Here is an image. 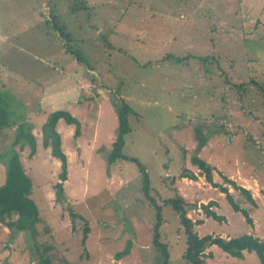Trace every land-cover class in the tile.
<instances>
[{"label":"rangeland","instance_id":"obj_1","mask_svg":"<svg viewBox=\"0 0 264 264\" xmlns=\"http://www.w3.org/2000/svg\"><path fill=\"white\" fill-rule=\"evenodd\" d=\"M53 18L104 85L91 98L79 85L97 78L64 52ZM206 56L216 61L199 59ZM221 73L245 92L231 89ZM114 99L129 108L130 131L123 136L126 158L111 163ZM0 106L15 126L32 127L36 153L28 158L24 142L22 152L14 150L41 219L33 240L0 226V264H37L36 247L47 245L55 264H156L155 232L168 264H186L178 216L164 204L177 195L188 204L187 217L202 222L194 226L199 237L264 240V0H0ZM54 111L68 112L80 126L78 137L73 125L56 126L68 163L60 200L59 161L41 144V127ZM13 138L14 129L0 138L2 157ZM192 156L207 161L218 187ZM131 158L148 174L147 196ZM184 169L196 180L182 181ZM5 178L0 161V187ZM227 180L249 191L254 204ZM200 203L223 220L208 217ZM204 253L206 264H260L252 252L237 259L210 246Z\"/></svg>","mask_w":264,"mask_h":264},{"label":"trees","instance_id":"obj_2","mask_svg":"<svg viewBox=\"0 0 264 264\" xmlns=\"http://www.w3.org/2000/svg\"><path fill=\"white\" fill-rule=\"evenodd\" d=\"M55 19V21L53 20ZM50 19L53 29L58 33L61 40H63L64 52L71 56L77 64H82L90 68L89 61L83 56L81 52H78L70 46L72 42L71 37L63 32L64 27L60 26L57 22V18ZM208 58L211 61H216L214 56L200 57L202 61H207ZM165 59H176L182 60L179 57L167 56ZM217 63V62H216ZM225 83L235 92L243 91L245 92V86L243 84H232L224 73H221ZM119 102L114 99L111 101L112 107L117 117L118 128L116 138L112 143L111 153L108 156L109 162H114L118 158H126L121 155V150L124 145L123 136L130 131L127 124V115L129 113V108L124 104V102ZM59 120H63L67 125H73L74 137H78L80 133V126L78 121L72 117L68 112L65 111H54L50 113L46 121L41 127V139L42 147L44 149L50 148V154L53 158L59 161L60 172L58 174V183L54 185L55 197L60 200L63 194V183L67 180V157L61 149V139L56 131V126ZM9 129H14V138L11 145L6 150V155L2 157L0 155L1 164L5 168V182L0 187V224L3 228L15 232H28L32 240L35 236V225L41 221L38 216L37 206L33 200L29 198L32 189V183L29 177L25 174L23 167L19 161V154L14 150L16 145H19V150L23 151V142L26 143L30 149L28 158H31L36 153V140L32 134V127L25 125L11 123L8 119L6 113L2 110L0 106V138H3L5 132ZM138 168L139 173L142 178V191L144 195L147 196L149 191V177L145 168L139 164L135 159H130ZM191 164L198 168L204 175L207 183L213 184L212 180V167L200 159L198 156L191 157ZM179 178H187L189 180H196V176L187 170H183L178 175ZM231 186L239 190L246 199L254 204L249 191L236 186L233 181L227 180ZM214 187L216 184H213ZM220 192L224 194V197L232 210L234 212H240L246 222L251 224L249 215L246 210L241 209L233 200L230 192L223 187H220ZM165 205H170L173 211L177 214L179 219L180 229L185 236V250L183 252V259L186 264H206L205 260L202 258V254L205 249L210 246H217L224 253L237 259L243 258L244 252L254 253L260 264H264V240L259 239L251 234H243L234 238H221L219 236L206 235L199 237L194 231V226L199 225L201 221H192L187 217L188 204L185 200L177 195L172 199L164 202ZM70 216L73 218L76 215L70 212ZM217 221H222L220 216L212 213L207 215ZM15 217L13 220L12 218ZM159 217V216H158ZM86 227L84 233H86ZM153 244L157 252L156 264H168L169 254L167 246L161 243L158 239L157 232L153 235ZM43 247V246H42ZM36 247V259L37 264H55L49 253L51 252L52 246ZM129 253L128 247L123 251L116 253L115 257L118 261L121 257L126 256ZM212 256L209 254V258ZM62 264H66V260L62 259Z\"/></svg>","mask_w":264,"mask_h":264},{"label":"crops","instance_id":"obj_3","mask_svg":"<svg viewBox=\"0 0 264 264\" xmlns=\"http://www.w3.org/2000/svg\"><path fill=\"white\" fill-rule=\"evenodd\" d=\"M93 71L94 70H92V69H87V72L88 73H92L94 76H96V78L97 79H99L98 77H97V75H96V73H93ZM97 79H92L91 81H92V85L90 86V87H86L84 84H80L79 85V89L81 90V91H87V93L86 94H91V96H89V98H91L93 95H96V93L100 90V89H103V87H104V85L102 84V81L99 79L98 81H97ZM97 85L96 87H94V85ZM81 85L84 87V88H81ZM94 87V88H93ZM90 88V89H89ZM99 89V90H98ZM109 89V88H108ZM108 89H106V90H108ZM85 95V94H84ZM100 107V105L97 107V108H99ZM99 114V109H97L96 110V118H98L97 117V115ZM93 138H94V141L97 139V137H98V131H97V129L96 128H94V131H93ZM113 141H114V139H113V137H109V143H113ZM201 151H202V149H200ZM205 162H207V161H205ZM196 176V175H195ZM183 180H187V178H182V181ZM191 181V180H190ZM181 183V182H180ZM250 193V192H249ZM250 195H251V193H250ZM253 200V199H252ZM253 202H254V200H253ZM0 226H1V224H0ZM3 231H5V228H4V230ZM243 257H244V253H243Z\"/></svg>","mask_w":264,"mask_h":264},{"label":"water","instance_id":"obj_4","mask_svg":"<svg viewBox=\"0 0 264 264\" xmlns=\"http://www.w3.org/2000/svg\"><path fill=\"white\" fill-rule=\"evenodd\" d=\"M207 204H204V203H200L199 204V208L205 213V214H211V212L208 210L207 208ZM206 256L205 253L202 254V258H204Z\"/></svg>","mask_w":264,"mask_h":264},{"label":"built area","instance_id":"obj_5","mask_svg":"<svg viewBox=\"0 0 264 264\" xmlns=\"http://www.w3.org/2000/svg\"><path fill=\"white\" fill-rule=\"evenodd\" d=\"M81 88H84L82 85H81ZM90 89V88H89Z\"/></svg>","mask_w":264,"mask_h":264}]
</instances>
